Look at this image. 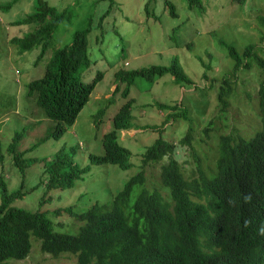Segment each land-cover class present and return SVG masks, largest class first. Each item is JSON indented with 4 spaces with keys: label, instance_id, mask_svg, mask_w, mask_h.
Masks as SVG:
<instances>
[{
    "label": "trees",
    "instance_id": "obj_1",
    "mask_svg": "<svg viewBox=\"0 0 264 264\" xmlns=\"http://www.w3.org/2000/svg\"><path fill=\"white\" fill-rule=\"evenodd\" d=\"M16 1L0 2V11L6 14ZM186 1L188 9L204 12L202 0ZM231 1L243 4L246 0ZM101 2L109 3L108 10L95 23L89 17L84 28L75 31L70 44L62 48H54L52 43L59 27L70 23L71 9L58 10L43 0H35L30 14L7 22L17 28L30 26V32L24 37H13L9 42L21 52L39 50L34 65L48 56L45 68L39 65L40 76L27 84L26 97L35 102L34 106L42 111L45 119L55 123L49 138H61L75 123L96 85L103 79L101 71L87 82L82 76L92 64L88 37L93 26L100 30L101 36L112 30L103 24L115 0H98L94 5ZM162 2L170 16L175 18V5L170 0ZM148 7L149 2L145 4L147 15ZM259 22L264 28V16L259 17ZM226 48L235 61L234 72L241 66L250 68V63L243 64V58L253 56V61L264 74V58L257 55L255 46H247L243 57L233 47ZM261 49L264 51V46ZM165 75H170L177 84H191L179 60L173 58L169 66L117 70L113 96L122 85L121 96L126 99L137 79L153 84ZM232 91L231 80L225 79L217 94L219 113L229 108L228 98ZM133 102L129 99L113 116L111 130L103 135L104 152L102 155L90 154L91 165L111 164L121 170L130 168V151L118 143L117 135L130 128ZM154 106L167 114L166 120L183 118L189 122L178 146L191 150L196 175L192 170V176H185L176 159L177 145L159 137L145 149L141 170L125 183L110 204H95L83 213H77L73 207L56 209L52 213L56 216L65 213L81 223L76 234L54 232L52 221L44 213H32L15 206L16 199L23 195V184L10 194L6 181L0 176V264L27 258L32 247L31 237L39 241L42 253L53 257L68 254L76 258L77 264H264V78L258 91L261 129L250 139H244L236 130L220 135L212 171L202 168L197 150L195 152L201 141H194L188 111H178L177 106L161 103ZM32 113L37 114V111ZM209 130L211 127L204 132ZM22 138V133H15L6 151L24 180L26 169L32 164L24 156L35 146L26 152L18 151ZM165 157L168 159L160 166L159 177L161 184L168 189V198L159 188L147 187L144 171L145 167L160 164ZM208 165L203 167L208 169ZM44 168L46 179L41 178L40 183L49 192L74 187L76 180L82 179L90 166L80 168L70 160L69 152L60 149ZM135 187L140 189L131 202ZM245 196L251 197L249 202H245ZM46 198L44 196L41 203ZM246 220L249 221L247 225ZM58 225L62 227L61 223Z\"/></svg>",
    "mask_w": 264,
    "mask_h": 264
},
{
    "label": "rangeland",
    "instance_id": "obj_2",
    "mask_svg": "<svg viewBox=\"0 0 264 264\" xmlns=\"http://www.w3.org/2000/svg\"><path fill=\"white\" fill-rule=\"evenodd\" d=\"M34 1L17 0L6 14L0 11V145L3 155L0 176L6 181L10 194L23 184V195L16 199L14 205L32 213H44L52 221L54 232L76 234L81 223L65 213L58 216L52 213L67 207L83 213L95 204L110 203L125 183L141 170L145 149L159 137L177 145L176 159L185 176H192V170L196 175L191 150L178 146L189 122L183 118L166 120L167 114L154 106L155 103L188 111L194 141H201L195 152L197 150L205 171L214 169L213 159L220 135L236 130L244 139H250L261 129L258 91L264 74L253 61V56L243 58V64L250 63V68L241 66L234 72L235 61L226 47H233L243 57L246 47L252 45L257 55L264 58L261 49L264 46V28L259 22V17L264 16V0H246L243 4L231 0H202L204 12L188 9L186 0H170L175 5V18L170 16L162 0H115L103 24L112 30L101 36L94 25L89 34L88 53L92 64L82 75L87 82L101 71L103 79L96 85L75 123L59 139L49 138L55 123L45 119L42 111L34 106L35 102L26 97L27 84L40 76L39 65L44 69L48 56L36 66L34 62L39 50L21 52L9 42L13 37L22 38L30 32L29 25L17 28L8 26L7 22L30 14ZM43 1L58 10L68 8L73 11L70 23L62 24L56 32L52 43L54 48L70 44L74 32L84 28L89 17L95 23L109 8L107 2L94 5L98 0ZM147 2L148 15L145 11ZM173 58L179 60L191 80L190 85L177 84L170 75H165L153 84L137 79L126 99L121 96L122 85L113 96L117 70L169 66ZM225 79L231 80L233 91L228 98L229 108L219 113L217 94ZM129 99L134 101L130 128L117 137L118 143L130 151V168L121 170L111 164L91 165L89 155L103 154V135L111 130L113 116ZM33 108L37 114L32 113L35 111ZM209 127L211 130L205 133ZM19 132L23 138L18 143V151L26 152L35 146L24 156L32 163L26 169L24 180L6 151L13 135ZM60 149L69 152L74 164L80 168L90 166V169L82 179L76 180L74 187L46 192L44 184L40 183L45 175L44 164L50 162ZM167 159L165 157L160 164L144 168L147 187L159 188L165 198H168V189L161 184L159 171ZM207 164L209 168L205 169ZM139 189L134 188L131 202ZM44 196L46 201L41 203ZM31 242L28 257L10 260V264H77L71 255L53 257L42 253L39 241L33 237Z\"/></svg>",
    "mask_w": 264,
    "mask_h": 264
},
{
    "label": "clouds",
    "instance_id": "obj_3",
    "mask_svg": "<svg viewBox=\"0 0 264 264\" xmlns=\"http://www.w3.org/2000/svg\"><path fill=\"white\" fill-rule=\"evenodd\" d=\"M159 180H160V178H159ZM160 182H161V181H160ZM115 196H116V195H115ZM250 199H251L250 196H245V197H244L245 202H249ZM111 202H112V201H111ZM111 202H110V203H111ZM110 203H109V204H110ZM248 223H249V221L246 220V221H245V224L247 225ZM262 231H264V229H262ZM48 255H49V254H48Z\"/></svg>",
    "mask_w": 264,
    "mask_h": 264
}]
</instances>
